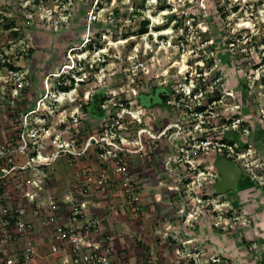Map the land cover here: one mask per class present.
<instances>
[{
    "label": "rangeland",
    "instance_id": "1",
    "mask_svg": "<svg viewBox=\"0 0 264 264\" xmlns=\"http://www.w3.org/2000/svg\"><path fill=\"white\" fill-rule=\"evenodd\" d=\"M36 2L0 0V144L16 145L25 124L23 137L37 144L44 156L52 133L59 134L60 143L76 138L80 145L87 134L115 124L112 116L119 117L115 128L128 139L139 128L160 129L164 119L171 124L184 121L198 147L207 149L195 156L205 178L214 177L215 161L225 156L216 157L214 144L201 145L203 141L225 139L238 145L241 166L235 193L215 198L217 213L202 200L196 220L217 229L221 238L253 243L251 250L257 249L256 241L264 240V0ZM143 22L146 33L140 32ZM81 58L83 82L75 76L79 83L73 84V91H68L72 84L67 79L60 82L63 88L57 87L67 71L63 66L77 65ZM88 62L95 65L91 68ZM165 84L159 102L163 112L148 108L140 116L135 97ZM191 84L203 92L195 102L206 106L197 119L184 112L195 104L179 101ZM89 98H106L104 109L85 112L82 106ZM212 99L216 101L210 104ZM127 112L139 114L140 121ZM198 123L201 130L195 131ZM195 140L186 141L193 145ZM173 147L169 138L160 139L155 149L146 148L148 153L130 155L131 163L135 166L138 160L145 169L154 163L156 174L173 178L170 187L179 188L180 173L170 175L161 166L162 160L176 155ZM88 158L96 160L94 150ZM49 171L27 173L34 190L45 187L39 180ZM170 193L175 196V191Z\"/></svg>",
    "mask_w": 264,
    "mask_h": 264
},
{
    "label": "built area",
    "instance_id": "2",
    "mask_svg": "<svg viewBox=\"0 0 264 264\" xmlns=\"http://www.w3.org/2000/svg\"><path fill=\"white\" fill-rule=\"evenodd\" d=\"M37 1L38 4L39 0ZM71 66L72 64H65L62 71L65 72ZM191 87L186 95L180 96L179 101L185 102L184 105L186 106L188 100L193 102L195 105L185 107L184 112L187 114V118L197 119L206 110L204 108L206 106L195 102L198 96H203L198 84H191ZM215 101H210V104L215 103ZM101 108H104V104H101ZM127 114L131 116L132 120L140 121L139 117L136 118L130 112ZM108 115L107 119L110 117ZM117 117H111L115 124L87 134L81 143L82 145L76 144V138L69 139L70 142L60 143L58 142L59 138H56L57 132L52 133L50 136L51 148L46 147L44 156L41 155L43 150L37 144H29L27 139L23 137L22 134L26 129L25 124L20 128L19 141L16 145L12 143L0 144V264H26L37 255L36 246L32 240L34 227L27 219V213L31 205L34 204L37 214H40L42 208H39V203L41 204L42 200L34 199L35 193L31 187L33 188L32 185L35 183L27 178V173L30 170L33 174L35 171L41 172L61 153L69 154L71 162L75 166V180L71 186L73 192L84 197L89 195L100 197L110 194L112 204L108 210L114 207L127 209L134 219L140 220L144 215L140 192L141 183L138 174L132 167L130 155L136 157L145 152L148 153L147 147L155 149L159 145L160 139L169 138L173 141L175 146L173 150L176 155H172L171 160H162L161 166L170 175H173L172 172L175 175L180 173V187H168V190L175 191V196L181 205L178 207L177 214L180 216L182 224L194 227V222L202 214L200 204L205 199L209 201L205 207H209L212 213H217L215 198L224 195L216 194L213 189V184L219 179V174L217 170H214V174H211L214 177L210 179L207 176L205 178L202 166L197 160L199 158L195 156L207 153V149L203 146L198 147L197 140L190 136V124L186 126L183 125L184 121H176L173 124L169 122L163 124L158 130H153L151 127L148 129L139 128L136 131V136L128 139L121 136L120 131L116 129V125L119 124V117ZM193 129L195 131L201 130L200 123ZM181 139H185V141L181 142ZM186 140L190 143L195 141L191 145ZM221 140L219 143L218 141L212 143L210 139L201 142V145L214 144L213 148L217 151L216 157H228L240 168L237 158L238 145L236 146L229 140ZM128 143H131L132 146H126L129 145ZM188 145L190 148L186 147ZM243 145H248V143ZM92 150H94L96 159L95 165L81 170L77 165L78 159L87 157ZM11 180L13 184L12 190L9 192L8 186ZM64 198L70 210L67 222L61 224L56 221V216L53 213L56 203L52 201L48 204L51 212L45 214L43 222L48 229L49 238L53 242L51 251L57 252L59 248L68 246L69 254L63 257L62 264H113L114 250L103 231L104 216L99 213H87L84 200L78 202L68 196ZM190 199H195L196 202L191 203L189 202ZM140 227L142 229L143 225L141 224ZM163 229L157 230V233L164 239H177L180 235L179 231L170 230L169 226ZM211 260L218 261L215 257ZM142 262L143 264H154L155 261L148 256Z\"/></svg>",
    "mask_w": 264,
    "mask_h": 264
},
{
    "label": "crops",
    "instance_id": "3",
    "mask_svg": "<svg viewBox=\"0 0 264 264\" xmlns=\"http://www.w3.org/2000/svg\"><path fill=\"white\" fill-rule=\"evenodd\" d=\"M56 135L58 139L59 134ZM95 162L96 160L87 156L78 159L77 165L84 170L88 166H94ZM135 163V166L134 162L132 163V167L141 183L144 212L140 220L134 219L127 209L114 207L108 210L112 204L110 194L84 197L73 192L71 186L75 180L74 163L71 162L69 154H58L50 164L51 167L43 169H54L49 171L52 175L45 174L44 178L39 180L45 187L39 185L35 190L31 187L38 201L42 200V203H39V208L42 209L40 214H37L33 204L27 213V219L34 227L32 240L37 255L26 264H62L63 257L68 256V246L59 248L57 252L51 251L53 242L43 224L45 214L51 212L48 208L50 201L56 203L53 210L56 221L61 224L67 222L70 210L66 205L65 196L78 202L84 200L87 213H99L104 216L103 231L114 250L113 264H143L142 260L148 256L155 261L154 264H264V240H257L258 248L251 250L250 247H256L253 243L221 238L217 229L203 222L196 221L193 228L191 225L184 226L177 214L178 199L169 195L172 190L169 191L168 187L171 186L173 178L168 179L161 173L156 174L154 163H150L146 169L138 160ZM49 182H52L51 187H46ZM12 184L11 180L9 192L12 190ZM166 226H169L170 230L179 231L177 239H164L157 233V230H164ZM213 257L218 261H212Z\"/></svg>",
    "mask_w": 264,
    "mask_h": 264
},
{
    "label": "water",
    "instance_id": "4",
    "mask_svg": "<svg viewBox=\"0 0 264 264\" xmlns=\"http://www.w3.org/2000/svg\"><path fill=\"white\" fill-rule=\"evenodd\" d=\"M158 98H161L160 93ZM214 167L219 174V179L213 184L214 192L216 194L235 193L241 177V170L236 163L226 157H220L215 161Z\"/></svg>",
    "mask_w": 264,
    "mask_h": 264
},
{
    "label": "flooded vegetation",
    "instance_id": "5",
    "mask_svg": "<svg viewBox=\"0 0 264 264\" xmlns=\"http://www.w3.org/2000/svg\"><path fill=\"white\" fill-rule=\"evenodd\" d=\"M105 67V65H104ZM179 85L181 86V84H183V82H178ZM74 84V83H73ZM72 84V85H73ZM167 84H165V86H161V88L156 92L154 91H151L149 92L148 94H144V95H137V97H135V101H136V104H137V107L140 109V116L142 115V112L144 113V111H146V109H152L154 113L158 112V113H162L163 110L159 104L160 102V98H158V94L160 92H162V88H165ZM143 97H146L145 99ZM107 99H103L102 102L99 101H96L94 100V98H89V105H88V108L85 107V103L83 104L82 106V109L86 112V110H90L91 112H95V113H99L100 110L104 109L102 108L101 109V104H104V102H106ZM79 105L81 106V104L79 103ZM147 105H150V107H147ZM85 107V108H84ZM158 107V108H157ZM154 117V116H153ZM151 120V119H150ZM152 123V122H151ZM168 123V119H164L163 120V123L162 124H167ZM151 127V126H149Z\"/></svg>",
    "mask_w": 264,
    "mask_h": 264
},
{
    "label": "clouds",
    "instance_id": "6",
    "mask_svg": "<svg viewBox=\"0 0 264 264\" xmlns=\"http://www.w3.org/2000/svg\"><path fill=\"white\" fill-rule=\"evenodd\" d=\"M104 55H106V54H104ZM104 55L102 56V63H104L105 62V60H104ZM83 60H84V58H81V59H77V65H72L67 71H66V73L67 74H70L71 73V77L73 78V83L74 84H77V83H79L78 82V80H77V82L75 83L74 82V78H75V76H77L78 78H81L80 79V81L81 82H83V76H81V65H82V63H83ZM88 64V66L90 67L91 66V68H92V66L93 65H95V64H93V63H90V62H88L87 63ZM104 64H99V66H103ZM63 74V73H62ZM61 76V75H60ZM67 80H70L71 81V79H67ZM72 82V81H71ZM71 85V84H70ZM75 88L73 87V85H71V87L69 86V91H73Z\"/></svg>",
    "mask_w": 264,
    "mask_h": 264
},
{
    "label": "trees",
    "instance_id": "7",
    "mask_svg": "<svg viewBox=\"0 0 264 264\" xmlns=\"http://www.w3.org/2000/svg\"><path fill=\"white\" fill-rule=\"evenodd\" d=\"M146 22H143V26H142V28H141V33H146L147 32V30H146ZM99 34H97V36H98ZM86 45H88V43L86 44ZM89 46V49H91V47H92V44H89L88 45ZM94 46H96V45H94ZM61 78H60V80L58 81L59 82V84L57 85V87H60V88H63V86L60 84V82L61 83H63V81L64 80H66V79H71V84H73V78L71 77V73L70 74H61V76H60ZM65 89H67V88H65ZM101 100V99H100ZM213 100V99H212ZM211 101V100H210ZM89 103L90 102H88V103H85V107L86 108H88V105H89ZM84 107V108H85ZM223 141H225V139H223Z\"/></svg>",
    "mask_w": 264,
    "mask_h": 264
},
{
    "label": "bare ground",
    "instance_id": "8",
    "mask_svg": "<svg viewBox=\"0 0 264 264\" xmlns=\"http://www.w3.org/2000/svg\"><path fill=\"white\" fill-rule=\"evenodd\" d=\"M119 43H121V42H119ZM109 44H113V43H109ZM147 49H148V47H146ZM160 50V49H159ZM41 106V105H40ZM138 113V112H137ZM139 115V114H138ZM136 113H135V117L136 118H138L139 116H138ZM140 118V117H139Z\"/></svg>",
    "mask_w": 264,
    "mask_h": 264
}]
</instances>
